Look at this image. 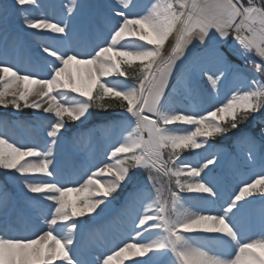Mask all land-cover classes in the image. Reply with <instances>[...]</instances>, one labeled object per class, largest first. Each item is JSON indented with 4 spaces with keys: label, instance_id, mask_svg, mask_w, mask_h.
Masks as SVG:
<instances>
[{
    "label": "snow or ice",
    "instance_id": "obj_1",
    "mask_svg": "<svg viewBox=\"0 0 264 264\" xmlns=\"http://www.w3.org/2000/svg\"><path fill=\"white\" fill-rule=\"evenodd\" d=\"M42 7L13 0L38 43L27 61L0 60V106L32 109L48 122L42 143L0 132V170L24 193L31 233L20 234L5 215L0 264H264V208L258 223L252 210L256 198L264 201V0H150L142 12L136 0H66L55 21L33 15ZM134 64L135 83L113 82L128 80ZM177 80L207 106L179 108L171 99ZM116 108L126 135L105 161L64 172L57 149L70 125L85 124L93 109ZM218 138L247 146L250 165L260 162L231 190L227 177L213 174L223 157L206 154ZM121 199L132 233L89 259L84 229L103 238Z\"/></svg>",
    "mask_w": 264,
    "mask_h": 264
},
{
    "label": "rangeland",
    "instance_id": "obj_2",
    "mask_svg": "<svg viewBox=\"0 0 264 264\" xmlns=\"http://www.w3.org/2000/svg\"><path fill=\"white\" fill-rule=\"evenodd\" d=\"M62 2H66V0H39L43 7L33 15L43 13L55 21L62 14L60 9ZM104 2L106 0H87L86 3L99 5ZM12 3L13 0H0V10H3L0 11V42L5 39V36L9 38L8 41L4 40L3 43H0V60L21 63L34 56V54L31 56L27 49L21 46L23 40L33 38L38 40V37L33 34V30H27L23 27L20 15L10 8ZM136 3L138 5L136 11L142 12L145 6L150 3V0H136ZM114 25L115 21L106 22L104 24V34L107 35V30ZM129 69L131 72L132 70L136 72L137 65L134 64ZM130 76L128 80H124L123 77L112 78V80L118 86L130 85L135 83L134 78ZM198 86L199 88L207 87L202 80L198 82ZM171 99L179 108L187 111H197L199 106H207V97L189 93L187 87L182 83L176 84L175 93ZM122 111L119 108L107 111L93 109L92 115L85 124L80 125L78 122L71 124L65 143L58 146L57 149L60 168L71 174L84 173L89 168L101 165L106 159L109 148L115 145L122 135H126L124 132L126 125L119 115ZM47 123L32 109H22V111L16 112L10 107L0 106V132H3L5 136L17 143H42L45 140L44 128ZM212 143L215 144V147L209 149L206 154L216 152L223 157L215 166L213 174L227 177L230 190L234 189L241 181L249 179L253 175V171L258 172L260 170L259 160H257L255 166L246 161L247 146L239 145L232 139L218 138ZM198 151L203 152V149ZM184 155H188V153ZM199 159L200 157L195 155L191 157L193 163L198 162ZM184 178L186 177H182V179ZM161 179L167 185V179L164 177ZM164 195L167 196L166 191ZM121 204L122 199L113 205V212L109 214V227L104 231L102 241L95 235L90 236L88 227L84 229L85 236L82 237L81 251L86 253L89 259L103 255L116 247L121 241L127 240L132 233L129 215L127 210L122 209ZM5 206L7 213L4 210ZM23 207L24 193L19 183L12 177L10 172L0 170V223L4 221L5 215H7L14 229L19 231L20 234L29 235L31 233L26 231L27 220L22 211ZM262 208H264V201L256 198L252 210L256 215L257 223ZM132 218L134 219V217ZM249 235H252V233H249ZM256 235L259 238V228L256 229Z\"/></svg>",
    "mask_w": 264,
    "mask_h": 264
},
{
    "label": "bare ground",
    "instance_id": "obj_3",
    "mask_svg": "<svg viewBox=\"0 0 264 264\" xmlns=\"http://www.w3.org/2000/svg\"><path fill=\"white\" fill-rule=\"evenodd\" d=\"M84 2L86 3L87 2V0H84ZM178 39V35L177 34H174L171 38H170V40H169V42H168V45H166V48H165V51L167 52V51H169L170 50V47L174 44V42L176 41ZM4 40H9V38L8 37H6L5 36V39ZM4 40L2 41V42H0V43H3L4 42ZM37 43H38V40L37 39H25V40H23V42H22V47L24 46L26 49H27V51H28V53H30L31 54V56L36 52V45H37ZM19 47V46H18ZM20 49H21V47H19ZM19 49V50H20ZM31 58V57H30ZM180 83H182L185 87H186V85H185V83H184V81H182V80H177V82H176V84H180ZM189 91V90H188ZM189 93H192V92H190L189 91ZM111 212H113V210L111 211ZM110 212V213H111ZM84 236H85V230H84V235H83V238H84ZM99 240H101L102 241V239L101 238H98Z\"/></svg>",
    "mask_w": 264,
    "mask_h": 264
},
{
    "label": "trees",
    "instance_id": "obj_4",
    "mask_svg": "<svg viewBox=\"0 0 264 264\" xmlns=\"http://www.w3.org/2000/svg\"><path fill=\"white\" fill-rule=\"evenodd\" d=\"M128 72H129V76L131 75L132 76V74L134 73V70H132V72L130 71V69H128ZM130 76V77H131Z\"/></svg>",
    "mask_w": 264,
    "mask_h": 264
}]
</instances>
